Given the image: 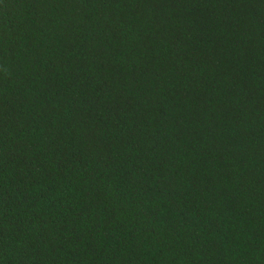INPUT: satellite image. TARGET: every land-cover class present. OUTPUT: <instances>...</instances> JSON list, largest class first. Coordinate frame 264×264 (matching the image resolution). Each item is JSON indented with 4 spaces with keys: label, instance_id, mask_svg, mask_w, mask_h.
<instances>
[{
    "label": "trees",
    "instance_id": "1",
    "mask_svg": "<svg viewBox=\"0 0 264 264\" xmlns=\"http://www.w3.org/2000/svg\"><path fill=\"white\" fill-rule=\"evenodd\" d=\"M0 264H264V0H0Z\"/></svg>",
    "mask_w": 264,
    "mask_h": 264
}]
</instances>
